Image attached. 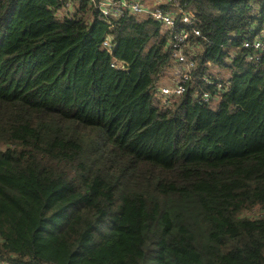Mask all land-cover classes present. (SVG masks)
<instances>
[{"label":"trees","instance_id":"16d2710c","mask_svg":"<svg viewBox=\"0 0 264 264\" xmlns=\"http://www.w3.org/2000/svg\"><path fill=\"white\" fill-rule=\"evenodd\" d=\"M173 1L201 33L178 98L149 15L0 0V264H264V0Z\"/></svg>","mask_w":264,"mask_h":264},{"label":"built area","instance_id":"2783aa9c","mask_svg":"<svg viewBox=\"0 0 264 264\" xmlns=\"http://www.w3.org/2000/svg\"><path fill=\"white\" fill-rule=\"evenodd\" d=\"M62 9L61 14L66 13L73 9V6L77 0H61ZM91 2L98 1V8L100 10L101 17H122L125 15H149L156 22H159L161 26L166 30H171L169 46L172 50L173 66L171 71H175L179 76L173 80V84L170 86H161L158 89V95L160 97H172L178 98L182 96L187 90V83L190 80L189 71L193 66L192 62L188 61V56L185 55V48H187V42L190 33H194L196 36H200L199 30L195 29L196 16L193 10H185L178 1L163 0L164 4H172L169 8H160L158 4L155 6H149L143 4L141 0H88ZM154 7V8H153ZM179 18V23H177ZM103 46L109 52L114 50L115 44L111 38H107ZM241 46L244 49H251L259 53H264V28L259 34H254L251 38L250 35L244 37L241 41ZM191 53L198 49V45H192L190 48ZM232 52L231 56L234 57ZM255 59L259 57L255 56ZM247 60H254L253 56H249ZM123 63L114 61L112 67H123ZM228 83L219 82L217 84V92L212 94L209 91H202L200 98L205 103H213L219 98V95L227 89Z\"/></svg>","mask_w":264,"mask_h":264},{"label":"rangeland","instance_id":"374dc122","mask_svg":"<svg viewBox=\"0 0 264 264\" xmlns=\"http://www.w3.org/2000/svg\"><path fill=\"white\" fill-rule=\"evenodd\" d=\"M178 76H179V74L175 73V71L168 72L166 77L163 79V81L161 83V86H170V85H172L173 84V80L177 79Z\"/></svg>","mask_w":264,"mask_h":264},{"label":"crops","instance_id":"0c3cea01","mask_svg":"<svg viewBox=\"0 0 264 264\" xmlns=\"http://www.w3.org/2000/svg\"><path fill=\"white\" fill-rule=\"evenodd\" d=\"M163 0H146V3L149 4L151 7L155 6V4L162 3Z\"/></svg>","mask_w":264,"mask_h":264}]
</instances>
